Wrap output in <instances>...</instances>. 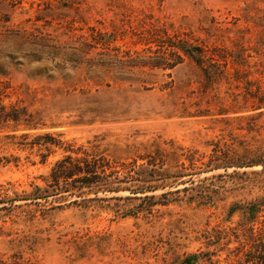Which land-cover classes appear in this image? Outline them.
Segmentation results:
<instances>
[{"label": "rangeland", "instance_id": "374dc122", "mask_svg": "<svg viewBox=\"0 0 264 264\" xmlns=\"http://www.w3.org/2000/svg\"><path fill=\"white\" fill-rule=\"evenodd\" d=\"M2 104L0 264H264V0H0Z\"/></svg>", "mask_w": 264, "mask_h": 264}, {"label": "trees", "instance_id": "16d2710c", "mask_svg": "<svg viewBox=\"0 0 264 264\" xmlns=\"http://www.w3.org/2000/svg\"><path fill=\"white\" fill-rule=\"evenodd\" d=\"M178 48H180L182 51H184L186 54H189L191 57H193L199 64L202 63L201 57H200V52H201V48L200 47H190L188 48L186 45H182L179 46ZM199 52V53H197ZM27 110L25 108H12L10 110H7V107L2 104L1 105V109H0V130L3 127V123L4 122H9V121H13L14 123H20L22 120H25L24 117H22L24 114H27ZM212 159H210L208 162L204 163L206 165V169L203 171H212L215 169H219V168H228V167H232V166H242V165H238V163H236L237 161H223L221 163L215 162V161H211ZM69 162V164H67ZM81 162V158L76 157V158H72L71 156L68 157L66 159L61 160L60 162H57V166L55 168H53L52 171V176L54 178V181L57 182L59 189H62V191H66V190H70L72 187H69V182H65L64 185H60V178L63 177L65 179L67 178H73L75 175L81 174L85 171V169H83V167H81L80 165ZM59 167V168H57ZM87 174H89L90 172H92V170H87L86 171ZM245 174L247 172H244ZM255 173H258L257 171H255ZM221 175V174H219ZM86 175H84L85 177ZM77 188H82V187H77ZM156 187H154L153 185L150 186L147 189H155ZM146 188L143 187L141 192H145ZM47 192H49L46 189H42L39 186H36L33 191H31L28 196L26 197L28 199L31 200H38L41 198L46 197L48 194ZM166 193H163L162 195H166ZM155 195H145L144 197L141 196H136L138 198H142V199H146V198H152ZM257 209V205L254 202H250L246 205H244L243 207V212L245 215L247 216H254L255 212ZM199 254L198 253H190L185 255L184 257H178L176 259V264H195L198 260Z\"/></svg>", "mask_w": 264, "mask_h": 264}]
</instances>
